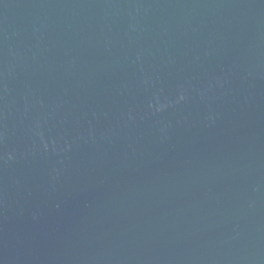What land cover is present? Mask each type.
I'll return each instance as SVG.
<instances>
[{
  "label": "water",
  "instance_id": "95a60500",
  "mask_svg": "<svg viewBox=\"0 0 264 264\" xmlns=\"http://www.w3.org/2000/svg\"><path fill=\"white\" fill-rule=\"evenodd\" d=\"M0 264H264V0H0Z\"/></svg>",
  "mask_w": 264,
  "mask_h": 264
}]
</instances>
